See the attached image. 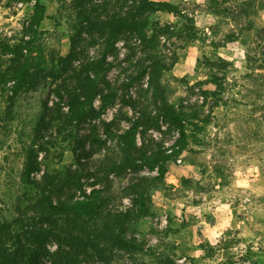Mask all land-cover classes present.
Here are the masks:
<instances>
[{
  "label": "rangeland",
  "instance_id": "1",
  "mask_svg": "<svg viewBox=\"0 0 264 264\" xmlns=\"http://www.w3.org/2000/svg\"><path fill=\"white\" fill-rule=\"evenodd\" d=\"M142 1L0 0V224L11 225L2 239L37 246L40 264H58L63 250L76 264H264V0H154L172 11L140 10ZM117 16L147 17L155 46L127 29L115 35L95 114L78 124L61 94L85 100L79 78L97 77L110 30L89 19ZM213 69L226 75L218 105L200 85ZM166 102L186 118L185 141ZM137 119L127 149L121 135ZM152 153L170 156L163 174L144 163ZM122 159L135 164L111 171ZM93 189L105 211L132 214L125 237L138 249L92 246L83 220L48 213L44 194L77 200ZM141 192L148 212L136 216Z\"/></svg>",
  "mask_w": 264,
  "mask_h": 264
},
{
  "label": "trees",
  "instance_id": "2",
  "mask_svg": "<svg viewBox=\"0 0 264 264\" xmlns=\"http://www.w3.org/2000/svg\"><path fill=\"white\" fill-rule=\"evenodd\" d=\"M143 4L139 8L140 10L143 7L148 8L152 11H157L160 9H166L172 11L171 4L167 2L154 1V0H143ZM44 11V6L42 4L37 5V12H39L35 19L40 21L42 18V13ZM247 12V10H245ZM89 16L86 17L88 19ZM148 24L149 20L147 17L143 19H127L123 16H117L106 25H99L98 22L89 19V25L94 28L110 27L109 32L105 34V47L103 49L102 57L97 61V72L95 79L87 75L84 78H79L80 87L85 90V100H82L77 93L73 94H61L62 100L68 105L70 114L73 119L80 124L86 116H91L95 114V109L93 108L94 101L98 95V71L106 72L110 68L106 66L105 59L107 54L110 52L112 46L114 45V40L116 39L117 33L123 29L135 32L139 35L141 40H149L150 46L154 47L155 44L148 34ZM154 55V54H153ZM153 57L152 54L150 58ZM250 59V56H249ZM155 77H159V71L161 66H165L161 60L158 58L155 59ZM21 63V65L15 67V76L17 78L16 90L15 93L21 87L24 78L28 74L30 66L28 63ZM224 62V61H222ZM264 70V64L261 67ZM264 77V74H263ZM158 79V78H156ZM226 75L220 69H213L210 76L205 80L201 81V92L203 93L205 99H213L215 103H218L222 100L225 92L224 80ZM112 95H106L103 97V107L107 106L112 102ZM162 113L169 123L176 126L181 134L179 142L185 141L187 132L186 126L184 124L185 116L183 112L177 111L176 107L173 104L163 103ZM97 114V111H96ZM142 125V120H135L132 125L121 135L122 141L125 147L131 148L135 136L138 131V127ZM170 160V156L164 155L163 153H152L150 155L145 154L143 156V161L146 165L154 167L156 164L159 165L160 173H164L166 165ZM135 164V160L122 159L118 162H114L111 166V171H118L126 169ZM32 164H27L26 169V179L28 183L35 185L37 184L34 180L30 178L32 172ZM140 182H136L135 185L139 186ZM77 187L81 188V183L77 184ZM44 202H48V213L55 216H68L70 217V222L74 225L78 221L83 220L84 224L89 225L90 230L88 236L84 239H87L92 246L98 247L100 244L110 245L112 247L120 249H126L129 251L138 249V244L134 240H128L125 237L126 227L132 219L131 213H116L111 212L110 210L105 211L106 197L102 195V190L93 189L90 194L85 195L82 199H70L64 200L61 197L57 199L56 202H53L51 196L43 195ZM135 204L138 205V210L134 212L136 216L144 215L148 212L146 203L144 201L145 194L141 192L140 196L134 198ZM91 223H94L95 226H91ZM10 224H0V264H40L39 257V248L37 246H29L21 243V240L18 238L13 243L12 246L5 245L7 242L2 239L5 232L8 233ZM70 233V232H69ZM73 233H70L69 236L75 239L77 237L72 236ZM82 239V238H81ZM80 240V238H79ZM59 256H61L58 264H76L77 259L74 257L72 252L69 250H63Z\"/></svg>",
  "mask_w": 264,
  "mask_h": 264
}]
</instances>
